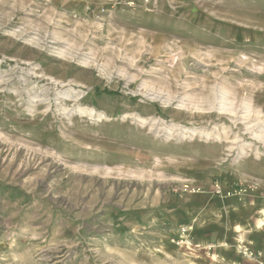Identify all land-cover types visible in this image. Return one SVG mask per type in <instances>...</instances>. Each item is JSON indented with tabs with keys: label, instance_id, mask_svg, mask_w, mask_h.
Returning <instances> with one entry per match:
<instances>
[{
	"label": "rangeland",
	"instance_id": "rangeland-1",
	"mask_svg": "<svg viewBox=\"0 0 264 264\" xmlns=\"http://www.w3.org/2000/svg\"><path fill=\"white\" fill-rule=\"evenodd\" d=\"M263 120L264 0H0V264H264Z\"/></svg>",
	"mask_w": 264,
	"mask_h": 264
},
{
	"label": "bare ground",
	"instance_id": "bare-ground-1",
	"mask_svg": "<svg viewBox=\"0 0 264 264\" xmlns=\"http://www.w3.org/2000/svg\"><path fill=\"white\" fill-rule=\"evenodd\" d=\"M221 68V67H220ZM254 73V72H252L251 70H247V73ZM223 76V75H222ZM203 83V82H202ZM201 83V84H202ZM205 84V83H204ZM254 85V84H253ZM202 86H203V84H202ZM201 86V87H202ZM182 90V87L180 86L179 87V89H175V91H176V93L177 92H180ZM184 90V89H183ZM244 91V90H243ZM235 92H236V90H235ZM221 95V94H220ZM230 95H232L233 96V98H234V100H236V98L234 97L235 95L234 94H232V93H230ZM212 96V95H211ZM231 97V96H230ZM229 97V95L227 94V93H224L223 95H221V104H220V106H221V108H216V113L218 112V114H223V115H232V114H234L236 111H235V105L236 104H234L233 103V101H232V99ZM219 98V97H218ZM229 99H231V100H229ZM246 100H248V101H246ZM46 101H48V100H46ZM40 103V105L44 102V100H40V101H36V103ZM38 103V104H39ZM241 105H242V111H243V113L244 114H246L245 115V117H244V120H245V118H249L248 117V114H253V113H256V114H253V115H255V116H259V112H258V110H257V112L255 111V110H253L254 108H255V106H253L254 105V103H252V99H247V98H243V101H241ZM180 110H181V112L183 111H186L187 109H186V107H184V108H180ZM85 111V110H84ZM93 111V110H92ZM188 111V110H187ZM186 111V112H187ZM84 113V112H83ZM92 113L91 112H89L88 113V115L89 116H91L89 119L91 120L92 119V115H91ZM79 115V114H78ZM80 115H81V113H80ZM80 115H79V117H80ZM204 115H206L204 118H206V119H209V118H211L212 117V115H213V113H209V114H204ZM96 116V115H95ZM104 115H102V114H99V116H98V118L99 119H96V121H103L102 120V118L103 119H105V117H103ZM254 116V117H255ZM81 118H83V115H81ZM94 120V119H93ZM110 120V119H109ZM256 120H259V117L256 119ZM264 121V120H263ZM137 122L138 123H140V124H143V120L142 119H137ZM97 123V122H96ZM260 129V128H259ZM262 129L263 128H261V130H259L260 132L262 131ZM245 130L246 131H251L252 130V128L250 129L249 127H245ZM256 131V130H255ZM252 139L253 140H255V141H257V142H264V134H262V135H260V134H258V132H254V131H252ZM191 135H192V133H191ZM246 146H248V147H250V145L249 144H246ZM112 154V153H111ZM107 172V171H106Z\"/></svg>",
	"mask_w": 264,
	"mask_h": 264
},
{
	"label": "crops",
	"instance_id": "crops-1",
	"mask_svg": "<svg viewBox=\"0 0 264 264\" xmlns=\"http://www.w3.org/2000/svg\"><path fill=\"white\" fill-rule=\"evenodd\" d=\"M256 223L257 224H256L255 227L257 229H261L262 227L264 228V211L262 212V218L259 219ZM256 239H261V240L260 241H257ZM253 241L256 244V246H259L260 245V247H264V229H263V235H262V237L261 238L252 237V242ZM261 243L263 244V246L261 245ZM239 261H240V258H238V257H236V261L233 260V262H237V263H239ZM237 263H235V264H237Z\"/></svg>",
	"mask_w": 264,
	"mask_h": 264
}]
</instances>
